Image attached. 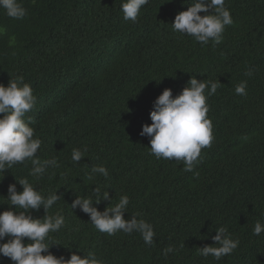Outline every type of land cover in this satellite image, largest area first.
I'll return each instance as SVG.
<instances>
[{"label": "trees", "instance_id": "1", "mask_svg": "<svg viewBox=\"0 0 264 264\" xmlns=\"http://www.w3.org/2000/svg\"><path fill=\"white\" fill-rule=\"evenodd\" d=\"M18 2L22 19L0 7V84L23 76L32 87L36 104L25 119L42 141L36 155L59 167L37 178L26 160L0 174V212L22 211L7 200L8 186L20 192L17 180L28 179L45 197L62 194L47 213L31 212L65 217L47 241L56 257L91 251L103 264H264V232L253 234L258 220L264 224V0H225L234 22L216 46L173 30L192 0H149L135 23L123 18L126 0ZM192 76L220 82L206 100L214 139L201 150L198 177L182 161L156 159L140 135L158 96L166 88L179 95ZM243 81L247 95L240 96L235 87ZM74 148L86 150L79 163ZM98 165L107 178L91 173ZM95 187L112 197L94 205L99 211L127 195L124 218L138 214L152 224L154 245L138 232L109 236L72 210L77 196L95 200ZM221 226L238 248L219 260L199 255L198 247L219 246L211 237ZM169 246L176 251L165 256ZM0 264L13 262L0 256Z\"/></svg>", "mask_w": 264, "mask_h": 264}, {"label": "clouds", "instance_id": "2", "mask_svg": "<svg viewBox=\"0 0 264 264\" xmlns=\"http://www.w3.org/2000/svg\"><path fill=\"white\" fill-rule=\"evenodd\" d=\"M148 3L149 0H126L121 5L123 18L137 22L141 8ZM189 5L187 10L175 16L171 24L173 30L193 37L201 45H207L209 41L213 46L222 43L225 27L234 22L230 10L225 7V0H192ZM0 7L13 19H22L26 15V9L18 0H0ZM245 75L252 76L253 70L247 71ZM219 87V81H201L192 76L179 95L173 96L172 90L166 88L158 96L150 112L152 123L144 124L140 133L149 138L151 154L156 159L182 161L183 171L199 176L198 172H194V168L199 163L201 150L210 147L214 139L206 100L214 95ZM246 88L247 81H243L235 87V93L245 96ZM35 104L36 97L32 87L24 82L23 76L10 80L7 86L0 84V174L26 160L32 164L29 174L37 178L42 177L50 167H59L55 158L42 161L36 155L42 141L34 138L35 130L29 126L32 123L31 117L25 119ZM85 151L74 148L72 161L79 163L85 157ZM91 173L105 178L109 176L107 168L103 165L93 166ZM3 178L4 175H0V180ZM17 182L23 190L18 192L16 184H10L7 200L11 206L22 211L16 212L10 208L0 212V256L10 258L13 264H103L91 251L83 257L72 252L68 259L53 255L49 249L55 243L49 246V234L58 232L64 226L65 217L57 212L55 215H45L42 219H37L31 212L43 208L47 213L62 198V194L57 195L56 191L45 197L28 179H19ZM93 194L95 200L91 196H77L71 204L72 210L79 208L89 216L98 231L109 236L117 232L129 235L138 232L146 245H154L156 233L152 224L144 219H137L138 214L132 215L130 219L124 218L130 203L127 195L121 196L114 205L99 211L94 205L100 204L102 200L112 201V197L108 191L102 192L100 187H95ZM215 231L216 234L211 238L214 244L219 246L198 247V254L205 258L211 255L219 260L236 250L239 240L232 238L227 227L221 226ZM262 232L264 224L258 220L254 225L253 234L259 236ZM6 237L7 242H4ZM25 238L30 242L25 244ZM174 251L176 249L169 246L164 250V255Z\"/></svg>", "mask_w": 264, "mask_h": 264}]
</instances>
